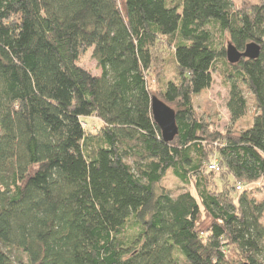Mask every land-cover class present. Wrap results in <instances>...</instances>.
<instances>
[{
	"label": "trees",
	"instance_id": "16d2710c",
	"mask_svg": "<svg viewBox=\"0 0 264 264\" xmlns=\"http://www.w3.org/2000/svg\"><path fill=\"white\" fill-rule=\"evenodd\" d=\"M212 27L259 55L228 62ZM163 41L176 76L154 95ZM90 48L98 74L78 64ZM218 68L230 123L243 87L253 98L246 127L213 131L194 107ZM153 96L175 113L171 141ZM262 176L264 0H0V264L12 248L24 264H264V201L243 187Z\"/></svg>",
	"mask_w": 264,
	"mask_h": 264
},
{
	"label": "rangeland",
	"instance_id": "374dc122",
	"mask_svg": "<svg viewBox=\"0 0 264 264\" xmlns=\"http://www.w3.org/2000/svg\"><path fill=\"white\" fill-rule=\"evenodd\" d=\"M235 6H249L259 2V0H233ZM214 37L220 40L223 46H227L229 42L228 34L222 33L218 29L211 28ZM166 43V42H165ZM164 41L159 43L155 49L157 55V60L154 62L151 70L147 75L148 83L150 86V91L152 94L156 95L160 89L159 84L164 83L166 80H175V65L172 54V47L165 44ZM78 64L88 69L92 74H98L99 69L96 65V61L92 56V49H87L79 58ZM213 81L209 88L202 90L199 94L195 95L193 98V104L199 116L202 117L213 131H225L227 129H239L246 127L250 123L253 115L257 112V108L254 105L253 98L249 91L243 87L244 94L248 102V110L244 117L230 123V117L228 109L226 107L228 98V86L224 82L223 74L221 68L213 71ZM162 81V82H161ZM84 126L87 131L92 133L97 132L100 127L101 122L95 117H88L84 119ZM214 159V158H213ZM162 186L171 189L174 194L181 191L182 183L176 180L171 174H166L162 179ZM185 187V186H184ZM250 190L251 194L260 201H264V176L258 180L244 184ZM261 220L264 224V212L262 214ZM209 223V219L204 218L203 227H206ZM12 259H14V264H24L26 262L25 254H23L19 249L12 248L9 251Z\"/></svg>",
	"mask_w": 264,
	"mask_h": 264
},
{
	"label": "water",
	"instance_id": "95a60500",
	"mask_svg": "<svg viewBox=\"0 0 264 264\" xmlns=\"http://www.w3.org/2000/svg\"><path fill=\"white\" fill-rule=\"evenodd\" d=\"M260 47L255 43H248L243 52H239L232 44L226 46V58L228 62L235 63L241 57L256 58L259 55ZM151 113L154 122L160 129L164 141H171L177 134L175 113L166 103L157 97L151 98ZM244 264H249L245 262Z\"/></svg>",
	"mask_w": 264,
	"mask_h": 264
},
{
	"label": "built area",
	"instance_id": "2783aa9c",
	"mask_svg": "<svg viewBox=\"0 0 264 264\" xmlns=\"http://www.w3.org/2000/svg\"><path fill=\"white\" fill-rule=\"evenodd\" d=\"M208 168L209 169H212V170H217V165L215 164V162H212L210 165H208ZM242 185H237L236 188L237 189H241Z\"/></svg>",
	"mask_w": 264,
	"mask_h": 264
}]
</instances>
